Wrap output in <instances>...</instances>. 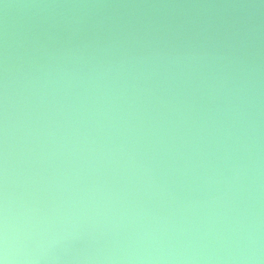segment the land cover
<instances>
[{
    "label": "bare ground",
    "instance_id": "bare-ground-1",
    "mask_svg": "<svg viewBox=\"0 0 264 264\" xmlns=\"http://www.w3.org/2000/svg\"><path fill=\"white\" fill-rule=\"evenodd\" d=\"M2 264H264V0H0Z\"/></svg>",
    "mask_w": 264,
    "mask_h": 264
},
{
    "label": "clouds",
    "instance_id": "clouds-1",
    "mask_svg": "<svg viewBox=\"0 0 264 264\" xmlns=\"http://www.w3.org/2000/svg\"><path fill=\"white\" fill-rule=\"evenodd\" d=\"M0 264H2V261H0Z\"/></svg>",
    "mask_w": 264,
    "mask_h": 264
}]
</instances>
